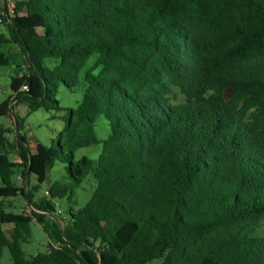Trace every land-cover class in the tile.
I'll use <instances>...</instances> for the list:
<instances>
[{"label": "trees", "instance_id": "obj_1", "mask_svg": "<svg viewBox=\"0 0 264 264\" xmlns=\"http://www.w3.org/2000/svg\"><path fill=\"white\" fill-rule=\"evenodd\" d=\"M11 46L27 66L16 67L0 117L12 113L18 131L16 103L29 115L63 111L62 87L82 99L34 153L0 124V258L8 249L12 264H264V0H16L12 15L0 0V67ZM93 146L97 159L76 158ZM57 162L67 182L37 200ZM85 182L94 191L76 209ZM66 198L65 227L33 212L50 241L28 258L33 218L8 211L11 200L55 218Z\"/></svg>", "mask_w": 264, "mask_h": 264}, {"label": "rangeland", "instance_id": "obj_2", "mask_svg": "<svg viewBox=\"0 0 264 264\" xmlns=\"http://www.w3.org/2000/svg\"><path fill=\"white\" fill-rule=\"evenodd\" d=\"M7 5L9 2L15 0H3ZM12 15V13H11ZM10 53V65L7 67H0V105L5 101H11L13 95L11 88L12 78L16 75V67L21 66V74L25 73L27 61L21 51L14 46H11ZM14 48V49H13ZM18 51V52H15ZM18 53L17 55H15ZM93 62H91L92 64ZM57 99L60 102L61 107L65 110L56 112L51 111L47 112L43 109L38 110L34 113L28 114V106L25 103H16L15 104V113L18 117L24 118L25 120V129L18 131L16 127V118L11 113L6 117H0V124L8 128L10 133L11 140L17 144L19 137L24 135L27 136L29 142V150L34 153L37 149V144L42 143L44 145L50 146L52 139L56 140L58 133L62 130L65 125V122L69 118V109L75 108L82 99V94L78 91L72 93L69 89L62 87L58 94ZM14 104V102H13ZM97 133L100 139H106L110 133V127L104 117L99 119L97 122ZM101 152L100 146H93L90 148L79 150L76 154L77 159H81L84 156H87L92 159H97ZM11 158L15 159V156L11 155ZM68 164L57 162L51 172L48 175L47 183L44 184L43 188L40 189L39 193H36L37 200L43 198L47 195L51 184L55 182H67V167ZM17 179V178H16ZM18 180V179H17ZM21 184V183H19ZM37 181L34 176L30 179L29 189L32 186L36 185ZM87 183L85 182L80 188L76 190V197L74 198L77 201L78 205L74 206L76 209L83 207L93 193V189L86 187ZM89 185H92V182L89 181ZM13 209H8V211L23 212L28 214L33 218V223L31 224L32 229V239L29 243L24 244L23 249L28 258L37 255L40 252H44L49 243V238L43 231L41 225L37 223V219L33 216V212L39 213L51 218L52 220L57 221L62 227L66 226V221L64 218L67 217V211L72 205L68 198L61 201H56V209L58 215L54 218L52 214H47L46 212L40 211L32 206H29L24 199H14L11 200ZM5 231L7 234L13 229V225H5ZM162 260L153 261L150 264H160ZM10 253L8 249H4L2 257L0 258V264H12Z\"/></svg>", "mask_w": 264, "mask_h": 264}, {"label": "built area", "instance_id": "obj_3", "mask_svg": "<svg viewBox=\"0 0 264 264\" xmlns=\"http://www.w3.org/2000/svg\"><path fill=\"white\" fill-rule=\"evenodd\" d=\"M15 2H16V0L13 1V2H9V3H8V10H9V13H10V14L13 12V8L15 7ZM23 88H24V89H27L26 86H24ZM15 162H19V158H18V157L15 158ZM19 179H20V178H19Z\"/></svg>", "mask_w": 264, "mask_h": 264}, {"label": "water", "instance_id": "obj_4", "mask_svg": "<svg viewBox=\"0 0 264 264\" xmlns=\"http://www.w3.org/2000/svg\"><path fill=\"white\" fill-rule=\"evenodd\" d=\"M231 92L230 90H227V95L230 96L231 95Z\"/></svg>", "mask_w": 264, "mask_h": 264}, {"label": "crops", "instance_id": "obj_5", "mask_svg": "<svg viewBox=\"0 0 264 264\" xmlns=\"http://www.w3.org/2000/svg\"><path fill=\"white\" fill-rule=\"evenodd\" d=\"M15 47V46H14ZM14 49V48H13ZM15 52H18V51H15ZM18 53H16L15 55H17ZM38 145V144H37Z\"/></svg>", "mask_w": 264, "mask_h": 264}]
</instances>
